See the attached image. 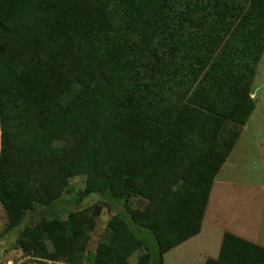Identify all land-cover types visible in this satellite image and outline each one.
Masks as SVG:
<instances>
[{
	"label": "trees",
	"instance_id": "obj_1",
	"mask_svg": "<svg viewBox=\"0 0 264 264\" xmlns=\"http://www.w3.org/2000/svg\"><path fill=\"white\" fill-rule=\"evenodd\" d=\"M263 49L264 0H0V205L12 249L94 264L87 209L75 204H128L145 182L154 196L104 264L141 249L136 264H164L200 232L238 139L220 141L224 125L249 120ZM78 176L84 188L72 191ZM204 264H264V247L224 233Z\"/></svg>",
	"mask_w": 264,
	"mask_h": 264
},
{
	"label": "rangeland",
	"instance_id": "obj_2",
	"mask_svg": "<svg viewBox=\"0 0 264 264\" xmlns=\"http://www.w3.org/2000/svg\"><path fill=\"white\" fill-rule=\"evenodd\" d=\"M249 93L254 110L247 123L238 126L226 122L224 125L220 141L228 138L229 131L236 133L238 139L213 180L200 232L166 253L164 264H204L207 259H216L223 234L235 235L233 231L258 236L262 244L258 246L264 247V49L254 68ZM84 184L85 176L74 177L69 181V188L82 190ZM154 192L149 184L140 182L128 204H111L99 195L75 204V210L87 209L82 215L90 227L86 251L96 255L94 264H104L113 256L127 234L123 223L135 217L137 210L153 198ZM59 215L66 219L65 214ZM33 216L37 215L27 214L26 220ZM6 224L0 205V264H66L64 259L40 260L30 252L12 249L14 236L2 235ZM146 252L145 249L136 251L128 264H136L138 257Z\"/></svg>",
	"mask_w": 264,
	"mask_h": 264
},
{
	"label": "crops",
	"instance_id": "obj_3",
	"mask_svg": "<svg viewBox=\"0 0 264 264\" xmlns=\"http://www.w3.org/2000/svg\"><path fill=\"white\" fill-rule=\"evenodd\" d=\"M235 146V145H234ZM234 148V147H233ZM232 151V150H231ZM231 153V152H230ZM229 159V158H228ZM233 233L236 235V236H238V237H240V238H242V239H244V240H246V241H249V242H252V243H254V244H257V245H262L261 243H260V241L258 240V236H255V235H253L252 233H244V232H242V231H237V232H234L233 231ZM183 244H185V242L184 243H182L181 245H179L178 247H180V246H182ZM178 247H176V248H178Z\"/></svg>",
	"mask_w": 264,
	"mask_h": 264
}]
</instances>
